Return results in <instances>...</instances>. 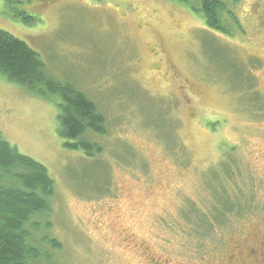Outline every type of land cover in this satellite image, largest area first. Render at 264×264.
Listing matches in <instances>:
<instances>
[{"label": "rangeland", "instance_id": "rangeland-1", "mask_svg": "<svg viewBox=\"0 0 264 264\" xmlns=\"http://www.w3.org/2000/svg\"><path fill=\"white\" fill-rule=\"evenodd\" d=\"M218 1L211 28L199 0H0V29L106 122L91 136L104 168L86 175L90 160L63 146L59 96L0 77V139L53 180L47 210L24 225L30 264H264V0ZM140 101L162 112L172 145ZM217 210L201 246L191 221Z\"/></svg>", "mask_w": 264, "mask_h": 264}, {"label": "trees", "instance_id": "trees-1", "mask_svg": "<svg viewBox=\"0 0 264 264\" xmlns=\"http://www.w3.org/2000/svg\"><path fill=\"white\" fill-rule=\"evenodd\" d=\"M199 1L206 23L209 27L216 28L218 11H222L224 6L218 0ZM229 16L236 21L233 15ZM12 17H16L14 13ZM20 18L28 22V17ZM208 53L215 54L217 50L211 48ZM239 71L236 74L240 75ZM0 77L23 86L40 97L58 95L60 102L57 104L59 110L57 119L60 135L64 138L63 146L80 151L90 160L82 166L84 174L87 175L89 170L95 173L94 171L104 168V163L102 165L98 158L103 149L99 143L91 139L93 135L100 136L106 133L103 114L94 102L74 85L53 79L47 73L37 52L24 41L2 29H0ZM242 77L244 78L243 73ZM247 79L249 78L245 77L243 83L249 88L250 79L249 81ZM145 105L146 103L141 105V110L145 114L146 123L156 128L166 145H172L174 141L171 138L172 126L163 122L162 112L156 107L155 110L152 107L147 109ZM120 147H122L120 158L127 161L130 157L131 160V150L124 146ZM52 188L53 180L44 165L29 156L21 155L15 147L0 139V264H30L31 260L37 258L36 248L27 242L30 231L24 225L32 215L47 210V198ZM222 196L226 201L221 200ZM218 197L221 210L229 211L235 207L227 194ZM220 213L219 215L218 210L215 212L217 214L215 221H202L203 218H199L200 221H191L200 243L203 242L202 239H207V236L220 229L217 226H221L225 219L222 212ZM48 243L53 248L58 246L54 239H48Z\"/></svg>", "mask_w": 264, "mask_h": 264}]
</instances>
